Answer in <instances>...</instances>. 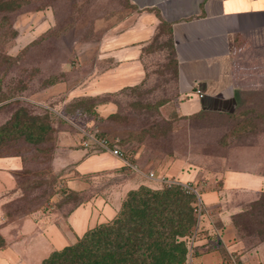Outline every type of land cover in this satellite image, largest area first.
Returning a JSON list of instances; mask_svg holds the SVG:
<instances>
[{
    "label": "rangeland",
    "instance_id": "obj_1",
    "mask_svg": "<svg viewBox=\"0 0 264 264\" xmlns=\"http://www.w3.org/2000/svg\"><path fill=\"white\" fill-rule=\"evenodd\" d=\"M134 13L125 0H0V127L11 124L17 116L21 122L38 120L51 128L43 145L29 144L23 134L16 133L0 147L2 156L17 154L25 161L24 170L17 175V190L5 194L0 209V229L7 227L10 240L16 239L18 228L30 216L64 228L68 213L80 202L94 197L106 199L112 189L130 177L124 173L80 177L72 164L61 163L59 157H64L66 150L82 146L83 131L88 129L96 133L98 128L101 135L116 140L126 155L142 144L155 157L177 151L181 159L208 172L200 180L205 187L216 185L218 172L225 170L264 173L262 32L243 50L240 76L245 88L240 92L235 118H178L170 107L166 109L177 101L171 54L166 46L160 49L165 53V63L157 68L153 80L135 91L102 98L117 106V113L109 118L96 115L93 101L65 104V92L46 105L40 102L50 86L82 83L94 64L96 41L109 18L116 21ZM86 117L93 123L85 125ZM62 133L69 134L63 141L59 139ZM70 138H77L75 146L65 143L71 144ZM73 181L76 185L71 189L68 183ZM262 195L256 199H261L259 206H252L255 200L244 205L242 211L249 213L246 218L254 228L264 229ZM243 241L247 245L264 244L253 234ZM194 250L188 245L187 261Z\"/></svg>",
    "mask_w": 264,
    "mask_h": 264
},
{
    "label": "crops",
    "instance_id": "obj_2",
    "mask_svg": "<svg viewBox=\"0 0 264 264\" xmlns=\"http://www.w3.org/2000/svg\"><path fill=\"white\" fill-rule=\"evenodd\" d=\"M125 1L136 13L116 21L109 18L108 26L96 41L94 64L82 83L50 86L40 102L46 105L64 92L66 104L135 91L153 80L157 68L165 63V53L160 49L166 46L171 54L177 98L166 109L170 107L178 118H235L240 109V92L245 88L240 76L243 50L256 41L260 32L264 34V0ZM95 111L100 119H106L117 113V106L113 101H105L97 104ZM93 121L86 117L85 125ZM95 130L98 136L109 139L98 128ZM59 135L62 141L69 136ZM76 141L77 138H70L71 144L65 143L75 146ZM109 141L118 147L116 140ZM81 147L66 150L64 157H59L62 164H72L78 176L124 173L130 177L112 189L106 199L94 197L72 209L64 228L40 223L30 216L18 228L16 239H9L7 227L0 229L7 244L0 250V264H40L52 252L75 244L88 230L113 220L129 191L140 186L162 187L159 181L149 178L150 173L192 184L200 193L205 215L199 224L201 233L195 250L186 264H234L230 258L233 255L236 264H264V244L247 245L232 222L244 205L264 193V173L225 170L218 172L220 179L216 185L205 187L200 180L208 172L181 159L177 151L155 157L142 144L127 155L136 168L131 170L109 153ZM24 166L21 157H0L1 210L5 194L17 190V175ZM75 185L74 181L68 183L71 189Z\"/></svg>",
    "mask_w": 264,
    "mask_h": 264
},
{
    "label": "trees",
    "instance_id": "obj_3",
    "mask_svg": "<svg viewBox=\"0 0 264 264\" xmlns=\"http://www.w3.org/2000/svg\"><path fill=\"white\" fill-rule=\"evenodd\" d=\"M102 98H82L74 102L82 105L93 101L97 105L105 102ZM50 129L49 124L38 120L21 122L16 116L11 124L0 127V147L16 133L23 134L29 144L43 145ZM12 156L24 161L21 155L0 154V157ZM195 201V196L187 194L180 186L155 189L140 186L126 194L113 220L88 230L75 244L52 252L40 264H186L187 241L197 224L193 213ZM260 202L258 199L252 206H259ZM247 215L249 213L243 210L232 218L239 238L253 234L264 242V229L254 228ZM6 247L0 234V250Z\"/></svg>",
    "mask_w": 264,
    "mask_h": 264
},
{
    "label": "built area",
    "instance_id": "obj_4",
    "mask_svg": "<svg viewBox=\"0 0 264 264\" xmlns=\"http://www.w3.org/2000/svg\"><path fill=\"white\" fill-rule=\"evenodd\" d=\"M83 136H84V139L82 141V147L84 149L94 151V152L109 153L113 157L124 161L125 166L128 169L136 170V168L130 164L128 156L125 153H123L115 144L110 142L107 138L98 136L95 132H93L90 129L83 131ZM148 176L151 179H156L161 184H163V186L167 188L174 187V186H180L187 194L192 193L195 196L196 201H195L193 213L196 217L197 224H196L195 229L191 232L189 243H188V245L190 246V250H192L194 247V243L196 242L199 236V233H201L199 229L200 221L202 217L205 215V209L203 207L199 191L196 188H194L191 184L179 183L175 180L167 179L165 177H156L152 173H150ZM230 258L234 264L237 263L236 256L233 255Z\"/></svg>",
    "mask_w": 264,
    "mask_h": 264
}]
</instances>
